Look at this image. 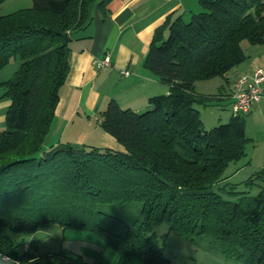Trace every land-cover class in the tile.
I'll return each instance as SVG.
<instances>
[{
  "label": "trees",
  "instance_id": "1",
  "mask_svg": "<svg viewBox=\"0 0 264 264\" xmlns=\"http://www.w3.org/2000/svg\"><path fill=\"white\" fill-rule=\"evenodd\" d=\"M108 1L33 0L31 7L0 15V68L13 55L21 59L14 76L2 82L10 100L0 129V252L9 258L3 264H99L62 251L37 255L27 242L21 252L10 235L49 222L92 231L116 250V264L133 256L144 264H178L154 231L162 222L186 238L210 237L243 264H264V171L230 184L225 175L252 141L249 111L205 128L196 105L227 92L205 96L194 86L244 62L243 40L264 43V0H199L189 21L168 15L154 32L144 66L170 91L151 96L143 112L115 99L98 112V124L124 150L64 141L46 146L74 35L89 25L92 4L105 9ZM126 201L142 203L138 227L100 209Z\"/></svg>",
  "mask_w": 264,
  "mask_h": 264
},
{
  "label": "crops",
  "instance_id": "2",
  "mask_svg": "<svg viewBox=\"0 0 264 264\" xmlns=\"http://www.w3.org/2000/svg\"><path fill=\"white\" fill-rule=\"evenodd\" d=\"M199 7V0H109L105 9L98 3L92 4L89 25L77 32L72 42L70 69L52 123L57 127L54 132H58L53 141L124 150V146L98 124V112L104 110L111 99L122 107L143 112L149 107L151 96L170 91L168 84L144 66V58L156 28L168 15L185 17ZM250 50L251 70L255 67L264 70V43L253 45ZM106 55L110 56L111 64L98 65ZM242 69L240 67L239 71ZM235 84L236 80L223 97L232 103ZM262 84L264 86V81ZM9 104L8 98L0 100V129L6 124ZM246 131L252 138L248 160L235 168L232 176L247 168L245 165L251 166V174L264 171V95L246 114Z\"/></svg>",
  "mask_w": 264,
  "mask_h": 264
},
{
  "label": "rangeland",
  "instance_id": "3",
  "mask_svg": "<svg viewBox=\"0 0 264 264\" xmlns=\"http://www.w3.org/2000/svg\"><path fill=\"white\" fill-rule=\"evenodd\" d=\"M33 5V0H4L0 2V15L8 14L20 8H28ZM199 10L195 9L194 12ZM192 15H186L185 19L189 21ZM256 44L249 43L248 40L242 41V48L245 53L251 52L250 48ZM236 65L228 72L226 76H216L207 79H197L194 83L195 90L201 95H219L227 92L232 88L237 76L240 74H253L251 67L248 65L249 59ZM19 56L13 55L10 61L0 68V100L4 93L3 81L14 76L15 71L20 65ZM242 67V71H239ZM251 70V71H250ZM239 74V75H238ZM237 78V79H236ZM238 87V81L235 85V91ZM196 107L201 113L205 128H213L214 126L230 120L233 115L232 102L227 98H219L210 104H197ZM55 124L52 125L50 135H47L45 145L53 143V139L58 137ZM65 142V141H64ZM251 144L247 145L246 155L238 161L230 163L225 171L228 175V184L241 181L251 175V166H244L240 173L231 175L233 170L244 165L248 160V149ZM239 190H249L246 185H240ZM250 193L255 194L258 189L250 188ZM100 209L108 214L117 216L126 223L138 227L142 220V203L140 201L126 202H109L100 204ZM154 231L158 234L160 241H166L165 254L178 264H243L241 260L235 256L225 254L218 246V243L210 237L198 236L194 239L186 238L173 230L169 229L167 222H162L154 227ZM11 237L20 243V251L24 252L25 243L30 244V251L39 255L45 252H66L72 255H83L86 261L91 263L99 262V264H116L117 252L112 246L108 245L103 239L95 233L81 228L68 227L64 228L58 222H49L43 225L38 231L33 233H15L10 232ZM26 243V245H28ZM32 243V244H31ZM9 261L0 252V264ZM128 264H144L139 256H133Z\"/></svg>",
  "mask_w": 264,
  "mask_h": 264
},
{
  "label": "built area",
  "instance_id": "4",
  "mask_svg": "<svg viewBox=\"0 0 264 264\" xmlns=\"http://www.w3.org/2000/svg\"><path fill=\"white\" fill-rule=\"evenodd\" d=\"M100 65H109L110 57L107 55L99 61ZM124 73H129L124 71ZM264 70L261 67H255L254 75H243L238 80V87L233 93L232 108L234 114L247 113L252 104L258 101L264 95ZM8 260L9 258L5 256Z\"/></svg>",
  "mask_w": 264,
  "mask_h": 264
}]
</instances>
